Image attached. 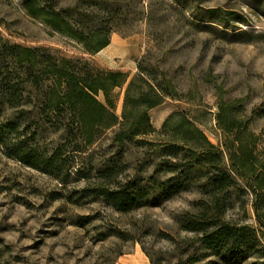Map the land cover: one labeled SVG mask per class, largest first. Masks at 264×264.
Returning <instances> with one entry per match:
<instances>
[{
  "label": "rangeland",
  "instance_id": "rangeland-1",
  "mask_svg": "<svg viewBox=\"0 0 264 264\" xmlns=\"http://www.w3.org/2000/svg\"><path fill=\"white\" fill-rule=\"evenodd\" d=\"M22 2L0 0V126H16L0 133V239L9 248L2 264H188L195 235L180 230L179 221L196 214L212 171L197 174L202 153L187 146L178 151L180 161L170 158L175 149L163 150L170 135L163 125L184 114L227 167L223 145L231 136L216 121L222 103L253 134L264 163V0H54L73 30L107 33L108 46L94 55L29 17ZM21 49L35 51L32 65L15 64ZM46 56L82 70L118 71L127 82L139 73L165 80L177 97L148 112L152 132L118 144L116 126L84 146L67 137L23 70L36 73L35 62ZM125 87L109 94L119 119ZM97 100L104 102L101 93ZM19 141L43 157L64 145L53 173L10 156L5 148ZM98 187L140 190L145 197L118 213L92 192ZM230 197L223 220L256 228L248 196ZM192 264L222 263L207 252ZM239 264L264 259L253 255Z\"/></svg>",
  "mask_w": 264,
  "mask_h": 264
},
{
  "label": "trees",
  "instance_id": "trees-1",
  "mask_svg": "<svg viewBox=\"0 0 264 264\" xmlns=\"http://www.w3.org/2000/svg\"><path fill=\"white\" fill-rule=\"evenodd\" d=\"M22 9L31 18L40 20L51 31L65 35L79 44L83 52L94 55L108 46L107 33L102 30L89 31L86 34L73 30L64 10L57 8L54 0H23ZM210 13H216L211 10ZM230 20L238 18L234 12H226ZM22 53L14 56L15 64L22 67L36 59L35 51L21 49ZM36 73L32 68H25L27 77L32 78L31 85L41 90L42 104L59 120L67 137L88 146L97 138L99 131L118 127L114 142L122 144L132 141L141 134L152 132L148 121V112L166 98H176L171 84L165 80H156L139 73L127 82V75L112 70H82L73 62L52 56L39 57ZM127 82V83H126ZM126 84L120 119L112 111L109 94L112 89ZM103 95L104 102L97 100ZM216 121L218 128L227 136L224 150L228 165L225 166L221 152H218L204 134L187 119L184 114L172 115L163 125V131L170 133L169 144L163 150L172 148L168 156L177 162L178 151L187 146L191 151L202 153L204 165L197 164V174L207 172L206 198L201 200L196 214L187 213L179 221V229L192 233L193 252L187 256V263H196L201 253H212L222 264H239L249 256L264 259V163L259 159L255 137L247 128L241 129L240 122L228 113L222 103L217 107ZM16 126L7 124L1 130L14 132ZM0 143H3L0 137ZM182 144V145H180ZM64 145L54 150L49 156H41L36 149L23 145L22 141L12 144L7 152L18 162L43 173H53ZM81 148H76L77 152ZM177 164V163H176ZM175 164V165H176ZM190 167H192L190 165ZM192 170V168H190ZM92 192L107 201L118 213L134 209L145 197L138 190L130 193L126 189L110 190L98 187ZM234 193L246 195L250 199L254 220L257 227L244 223L223 220L224 213L230 206ZM245 204L242 202V205ZM9 251L0 239V264L2 257Z\"/></svg>",
  "mask_w": 264,
  "mask_h": 264
}]
</instances>
